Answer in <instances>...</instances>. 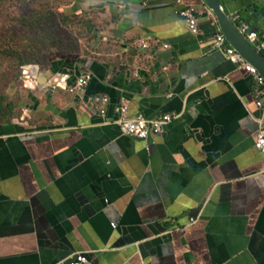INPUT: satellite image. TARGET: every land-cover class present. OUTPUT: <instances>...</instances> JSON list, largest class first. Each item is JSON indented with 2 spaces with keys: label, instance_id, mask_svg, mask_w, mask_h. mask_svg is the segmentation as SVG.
I'll return each instance as SVG.
<instances>
[{
  "label": "crops",
  "instance_id": "obj_1",
  "mask_svg": "<svg viewBox=\"0 0 264 264\" xmlns=\"http://www.w3.org/2000/svg\"><path fill=\"white\" fill-rule=\"evenodd\" d=\"M58 2L68 43L32 60L24 116L0 123V264L78 253L90 264H264V87L229 58L228 39L216 47V13L205 0ZM220 2L264 33V0ZM180 7L199 10L198 34ZM119 106L173 120L138 139L121 132Z\"/></svg>",
  "mask_w": 264,
  "mask_h": 264
},
{
  "label": "rangeland",
  "instance_id": "obj_2",
  "mask_svg": "<svg viewBox=\"0 0 264 264\" xmlns=\"http://www.w3.org/2000/svg\"><path fill=\"white\" fill-rule=\"evenodd\" d=\"M57 2L0 0V104L12 107L0 110L2 124L23 117L30 103L28 86L34 63L25 59L41 60L68 43L67 20L62 24L63 18L53 15L61 7Z\"/></svg>",
  "mask_w": 264,
  "mask_h": 264
},
{
  "label": "built area",
  "instance_id": "obj_3",
  "mask_svg": "<svg viewBox=\"0 0 264 264\" xmlns=\"http://www.w3.org/2000/svg\"><path fill=\"white\" fill-rule=\"evenodd\" d=\"M177 5H182V0H175ZM199 2L202 0H193ZM175 14L183 19L186 24L189 26V29L193 34L199 33V18L200 12L195 7H180ZM237 21L240 19L237 17ZM240 31L247 37V39L259 50H264V33H259L258 31L252 29L249 24L241 21L238 25ZM216 47L221 48L225 46L227 38L224 33L220 32L217 35ZM227 54L231 60H233L238 65L245 67L249 73L255 76L256 80L261 86L264 87V76L259 73L258 69L249 63L244 56L239 53L232 45L227 48ZM87 82L86 76L78 77L75 84L68 87L70 92L74 91H83ZM99 102H102L104 106L101 107L100 113L103 114L106 112L105 104L108 103V98L106 96L96 99ZM259 105H263V102L259 100ZM128 107L119 106L116 111L120 113L121 119L119 127L121 132L124 135L133 136L138 139L146 140L150 137L151 134H161L164 130V127L171 123L173 117L171 114H163L155 118H146L143 114H138L133 118H125ZM257 146L260 150L264 151V129H261L257 136ZM112 227L115 229L116 224L111 223ZM68 264H90V258L87 254L78 253L70 260Z\"/></svg>",
  "mask_w": 264,
  "mask_h": 264
},
{
  "label": "water",
  "instance_id": "obj_4",
  "mask_svg": "<svg viewBox=\"0 0 264 264\" xmlns=\"http://www.w3.org/2000/svg\"><path fill=\"white\" fill-rule=\"evenodd\" d=\"M210 9L216 13L220 27L232 46L241 53L244 58L254 65L260 74L264 76V55L247 39L240 31L237 24L231 20L224 11L220 0H205Z\"/></svg>",
  "mask_w": 264,
  "mask_h": 264
},
{
  "label": "trees",
  "instance_id": "obj_5",
  "mask_svg": "<svg viewBox=\"0 0 264 264\" xmlns=\"http://www.w3.org/2000/svg\"><path fill=\"white\" fill-rule=\"evenodd\" d=\"M261 34H262V33H261ZM25 60H26V61H32V60H29V59H25ZM32 62H33V61H32ZM7 109L11 110L12 107H11V106H8V108H7V107H3V106L0 104V110H1V111L6 112Z\"/></svg>",
  "mask_w": 264,
  "mask_h": 264
}]
</instances>
